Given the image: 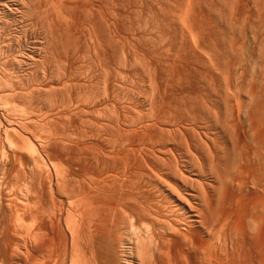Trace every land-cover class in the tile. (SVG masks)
Segmentation results:
<instances>
[{
  "label": "bare ground",
  "instance_id": "6f19581e",
  "mask_svg": "<svg viewBox=\"0 0 264 264\" xmlns=\"http://www.w3.org/2000/svg\"><path fill=\"white\" fill-rule=\"evenodd\" d=\"M152 1L0 0V264H264V0Z\"/></svg>",
  "mask_w": 264,
  "mask_h": 264
},
{
  "label": "rangeland",
  "instance_id": "374dc122",
  "mask_svg": "<svg viewBox=\"0 0 264 264\" xmlns=\"http://www.w3.org/2000/svg\"><path fill=\"white\" fill-rule=\"evenodd\" d=\"M150 1H151V0H150ZM153 1L155 2V0H153ZM153 1H152V6H153L152 8L154 9V7H155V8L157 9L159 4L156 2L157 4L154 6L153 4H155V3H154ZM203 1H204V0H203ZM203 1H202V2H203ZM206 1H208L207 4H211V3H213V1H212L211 3H209V0H206ZM225 1H226V3H227V0H225ZM228 1H229V0H228ZM162 2H163V0H162ZM170 2H172V1L170 0ZM173 2H174V3H173ZM173 2H172V3L175 4V1H173ZM179 2H181V1H179ZM220 2H224V1H220ZM246 2H247V0H246ZM246 2H245V3H246ZM198 3H201L200 0H199ZM214 3H215V2H214ZM226 3H225V4H226ZM248 3H250V4H248ZM176 4H177V2H176ZM215 4H216V3H215ZM220 4H223V5H221V6H226L224 3H218V6H219ZM253 4H254L253 2L248 1V2H247V5H245L246 8H248V9H246L245 6H244V9H245V10H244V12H243V10H242V11H241V14L243 15V18L246 17V16H244V14H249V15L252 17L250 21L253 20L252 22H255V21L257 22V21H259V19H258V17H257V18H255V17L259 15L260 10H257L256 7H254L255 5H253ZM198 5H199V4H198ZM198 5H197V6H198ZM203 5H204V7H203ZM203 5H200V6H202V7L198 6V7H200V8L197 9V8H198V7H197L196 9H197V11H198V10H199V11H198V12L196 11V12L199 14V12L201 11V13H200L201 15H202V13L204 12L205 15L208 14L207 16H209L211 13L209 14L208 12H206L208 9L206 10V9H205V4H203ZM216 5H217V4H216ZM252 5H253V6H252ZM218 6H217V7H218ZM249 6H250V8H249ZM201 8H202V9H201ZM218 8H220V6H219ZM224 8L226 9V7H221V8H220L219 11L221 12V14H222V13H225V14L227 13V10H228V9L225 10ZM156 9H155V10H156ZM200 9H201V10H200ZM221 9H222L223 11H221ZM249 9H250V10H249ZM246 11H247V12H246ZM228 12H229V11H228ZM250 12H251V13H250ZM243 13H244V14H243ZM204 14H203V15H204ZM257 14H258V15H257ZM249 15H247V17H248ZM224 16H226V15H224ZM227 16H228V13H227ZM253 16H255V17H253ZM209 17H210V16H209ZM243 18H240L241 21L243 20ZM3 19H4V20H3ZM12 19H13V20H12ZM244 19H245V18H244ZM254 19H255V20H254ZM5 21H6V22H5ZM241 21H239V22H240V25L242 26V23L244 22V20L242 21V23H241ZM2 22H3V24H4L3 27H2V30H3L2 35H3V37H4V35H5V37H7L6 34H10V35H8V37H9V36L17 35L18 33L20 34V32H21V34H20L21 37H20L19 34H18V36H16V38H18V44H19V45H18L19 47L17 46L18 49H17V48H16V49L19 50V51H20V50L23 51L24 49H26V50H24V51L30 50V49L33 47V45H34V42H37V39H39L40 37H41V38H40V40H38V41H41V39H42V41L45 42V40L43 39L44 36L42 35V32H39L40 30H37L38 32L35 31L34 35H32V31H31V29H29L30 32H29L28 29H27V30H26V29L23 30V28H21V27H20V28H21V29H20V28H19V26H20L19 24H21V23H18L19 21H18V22L15 21V20H14V16H13L12 14H10L9 12H7V13H3V14H2ZM7 22H8V23H7ZM13 22H14V23H13ZM256 22H255L254 24H256ZM9 23H13V24H9ZM17 23H18V26H15V24L17 25ZM245 23H247V22H245ZM7 24H8V25H7ZM251 25H252V27H251ZM21 26H22V24H21ZM183 26H184V25H183ZM241 26H237V27H239V30H241ZM243 27H244V28H243ZM243 27H242L243 30L246 31V32L241 33V34H240L241 36H239V34L235 33L236 35H238V36L235 35V37H237L239 40L242 39L239 43H240L241 47L243 46V50H244V49L248 48L250 45L253 46L254 44H256V43H254V40H253V38H252V37L255 35V33H254V34H250V33H253L252 31L257 30V28H259V27H258L257 25L255 26V25H253V24H246V25L244 24ZM245 27H246V29H245ZM4 28H5V30H7L6 28H8V29L10 30V32H9V30H7L8 33H5ZM11 28H14V29H11ZM16 28H17V29H16ZM18 28H19V29H18ZM184 28H185V27H184ZM251 28H252V30H250ZM15 29H16V30H15ZM13 30H14V32H13ZM18 30H19V31H18ZM25 30H26L27 32H26ZM224 30H228V28L226 27V29H225V27H224ZM11 31H12L14 34H13ZM15 31H16V32H15ZM17 32H18V33H17ZM25 32H26V33H25ZM28 32H29V33H28ZM36 32H37V34H36ZM22 33H23V34H22ZM39 33H41V35H39ZM179 33H180V35H181V32H180V31H179ZM24 34H25V35H24ZM246 34H247V35H246ZM22 35H24V36H22ZM30 35H31V37H30ZM35 35H36V36H35ZM37 35L40 36V37L37 38V37H38ZM180 35H179V36H180ZM251 35H252V37H251ZM25 36H26V37H25ZM27 36H28V37H27ZM243 36H244V37H243ZM245 36H246V38H245ZM19 37H20L21 39H19ZM22 37H23V38H22ZM32 37H33V38H32ZM34 37H35V38H34ZM42 37H43V38H42ZM152 37H153V36H152ZM181 37H182V36H181ZM239 37H240V38H239ZM242 37H243V38H242ZM254 37H255V36H254ZM25 39H26V40H25ZM30 39H31V40H32V39H33V40L35 39L36 41L34 40V42H33V40L31 41ZM22 40H23V41H22ZM179 40H180V38H179ZM239 40H238V41H239ZM243 40H244V41L246 40V43H245ZM249 40H250V41H249ZM252 40H253V41H252ZM1 41H2V40H1ZM25 41H26V42H25ZM238 41L236 40L237 43H238ZM29 42H30V43H29ZM31 42H32V43H31ZM248 42H249L250 44H249ZM252 42H253V43H252ZM23 43H24V44H23ZM243 43H244V44H243ZM20 44H21V45H20ZM32 44H33V45H32ZM0 45H3V44H0ZM23 45H24V46H23ZM30 45H32V47H31ZM193 45H194L195 49L198 48L197 51H198L200 54H203V56L206 55V54H204V53L209 52L208 49H206V50H205L204 48L202 49V47H201L202 45H201V44L198 45V43H197V44H193ZM195 45H196V46H195ZM21 46H22V47H21ZM244 46H245V47H244ZM24 47H25V48H24ZM28 47H29V49H28ZM30 47H31V48H30ZM163 47H164V48H163V51H161L162 47H160V49H159V53L161 52V55H165V52H166V50H165L166 47H165V46H163ZM201 50H202V51H201ZM19 51H18V52H19ZM21 51H20V53H21ZM162 52H163V53H162ZM201 52H203V53H201ZM7 55H8V54H7ZM199 56H200V55H199ZM203 56H202V57H203ZM165 57H166V56H165ZM202 57H201V58H202ZM206 57L209 58L208 56H205V57H203V58L205 59ZM199 58H200V57H199ZM199 58H198V59H199ZM210 60H211V59H210ZM10 63H11V62H10ZM10 63L8 62V64H10ZM10 65H12V64H10ZM7 66H8V65H7ZM10 67H11V66H9V67H7V68H9V69L11 70L12 68H10ZM12 67H13V66H12ZM13 68H14V67H13ZM23 70H24V67H23L22 71H23ZM25 70H27V67H26V66H25ZM31 70H32L31 68H28V71H31ZM26 72H27V71H23L24 74H25ZM31 73L34 74V70H32ZM29 74H30V72L27 73L28 76L25 75L24 78H26V79H30V78L33 79L31 76H29ZM27 77H28V78H27ZM137 77H138V78H137ZM139 77H140V76H138V75H135V76H134V78H137V81H136V79H134V78L132 77V78L134 79V82H133V79H132V82L134 83V85H133L134 87H132V88H133L135 94H136V92L138 93V91L140 90V88H138V87H140V86H137V85L139 84V83H138V82H139V81H138ZM14 78H15V77H14ZM14 78H13V80H14ZM20 78H21V77H19V79H20ZM16 79H17V77H16ZM16 79H15V80H16ZM241 79H242V78H239V80H238V81H239V82H238L239 85H241V84L243 85V80H241ZM20 80H22V82L24 81L23 79H20ZM20 80H19V81H20ZM34 80L37 81V79H34ZM17 81H18V80H17ZM30 81H33V80H30ZM15 82H16V81H15ZM22 82H19V83H22ZM16 83H18V82H16ZM133 83H132V84H133ZM135 83H136V86H135ZM139 85H140V84H139ZM242 85H241V86H242ZM136 87H137L138 89H134V88H136ZM135 90H137V91H135ZM242 90H243V88H242ZM242 93H243V92H242ZM139 94H140V96H141L142 91H139ZM136 95H137V94H136ZM244 98H245V97H244V94H243V96L241 97V99H242V103H243V101H245V102H244V105H247V102H248V101H247L246 98H245V99H244ZM10 106H11V105H10ZM221 136H222V135H221ZM224 136H225V135H224ZM222 138H223V139H226V136H225V138L222 136ZM1 141H3V140H0V142H1ZM1 144H4V142H2ZM0 149L2 150V145H0ZM0 152H1V151H0Z\"/></svg>",
  "mask_w": 264,
  "mask_h": 264
}]
</instances>
